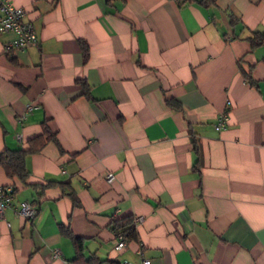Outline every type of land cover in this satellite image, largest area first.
<instances>
[{
    "label": "crops",
    "instance_id": "crops-1",
    "mask_svg": "<svg viewBox=\"0 0 264 264\" xmlns=\"http://www.w3.org/2000/svg\"><path fill=\"white\" fill-rule=\"evenodd\" d=\"M10 1L38 44L6 52L0 32V155L28 148L44 120L62 151L28 154L24 181L0 165L14 203L37 210L5 211L0 264H72L61 224L85 256L121 264H264V43L248 41L264 0ZM128 215L137 239L116 251L112 221Z\"/></svg>",
    "mask_w": 264,
    "mask_h": 264
},
{
    "label": "trees",
    "instance_id": "trees-1",
    "mask_svg": "<svg viewBox=\"0 0 264 264\" xmlns=\"http://www.w3.org/2000/svg\"><path fill=\"white\" fill-rule=\"evenodd\" d=\"M192 0H180V2H186ZM198 3L208 6L213 4L215 0H198ZM251 47L264 43V32H255L252 36L248 37ZM78 44L82 52V59L85 62L89 55V45L83 39H78ZM81 82L83 88V94L88 95L89 89L86 87L84 81ZM166 105L175 108L181 109V103L179 100L173 97H165ZM55 142L59 146V149L62 151L60 145L58 144L56 133L50 129L47 124V121L42 122L41 132L28 140V148L26 149H17V150H5L0 155V165L3 167L6 175L10 178L18 177L20 180L24 181L28 175V169L26 168V156L31 153H36L40 151L47 142ZM195 148V147H194ZM74 205H80V202L76 196V193L73 190H70L68 193ZM112 229L114 231H121L126 241L136 240L137 233L134 225L132 224V217L130 215L114 219L112 221ZM60 231L62 234L68 236L74 247H75V256L71 259L72 264H121L120 262L114 260H101L95 254L85 256L83 253V241L82 238L76 236L72 233L71 229L68 226L63 224L60 225Z\"/></svg>",
    "mask_w": 264,
    "mask_h": 264
},
{
    "label": "built area",
    "instance_id": "built-area-1",
    "mask_svg": "<svg viewBox=\"0 0 264 264\" xmlns=\"http://www.w3.org/2000/svg\"><path fill=\"white\" fill-rule=\"evenodd\" d=\"M27 11L24 7L13 4L10 0H0V32L13 34V38L4 44V50L6 52L16 50H26L30 46H36L38 44V37L32 23L26 18ZM33 105L28 106V110H31ZM228 116L227 111L222 112L214 127L216 130H220L227 125ZM21 135L18 134L17 138L20 139ZM114 174L109 172L106 174V180L108 182L113 181ZM15 190L11 185H0V219L4 220V213L8 208L13 210L23 218L31 220L35 217L37 210L28 201L21 200L14 203ZM143 220L142 216H138L134 219V224H137ZM9 225V223H7ZM116 251H122L127 241L124 234L121 231H114ZM142 254L141 250H138ZM60 251L55 249L54 256H59ZM122 264H129L127 261H123ZM141 264H151L150 259L142 257Z\"/></svg>",
    "mask_w": 264,
    "mask_h": 264
}]
</instances>
